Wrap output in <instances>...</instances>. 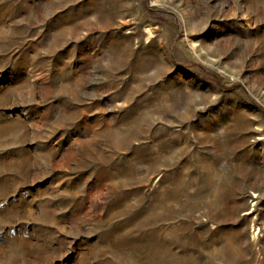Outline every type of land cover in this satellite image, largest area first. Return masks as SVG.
I'll use <instances>...</instances> for the list:
<instances>
[{"label": "rangeland", "instance_id": "1", "mask_svg": "<svg viewBox=\"0 0 264 264\" xmlns=\"http://www.w3.org/2000/svg\"><path fill=\"white\" fill-rule=\"evenodd\" d=\"M0 264H264V0H0Z\"/></svg>", "mask_w": 264, "mask_h": 264}]
</instances>
